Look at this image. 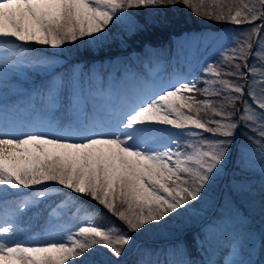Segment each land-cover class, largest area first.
<instances>
[{"label": "snow or ice", "instance_id": "snow-or-ice-1", "mask_svg": "<svg viewBox=\"0 0 264 264\" xmlns=\"http://www.w3.org/2000/svg\"><path fill=\"white\" fill-rule=\"evenodd\" d=\"M179 3L198 16H212L211 11L200 10L204 0H200L199 7L193 0H0V48L13 49L18 57L16 64L43 65L47 63L44 58L29 60L25 49H17L8 38L57 49L66 42L103 34L111 23L124 17L127 9H158ZM216 6L220 11L215 19H229L234 24L248 23L253 27L242 34V40L237 36L231 55H224L217 65H208L204 72L215 78L221 74L235 77L244 83L205 80L206 86L198 89L195 78L192 82L178 78L150 87L137 85L111 95L106 103L93 102L89 112L77 80L66 112L58 114L61 82L53 79L40 93L39 104L32 105L30 119L22 123L0 121V198L6 200L10 195H22V189L31 190L33 186L49 182L79 194L70 201L61 200L51 213L59 219L70 212L72 227L58 232L54 229L37 246H25L14 239V213L9 214L0 222V264H69L70 261L71 264H89L87 256L96 246L110 254L101 264H122L126 246L133 239L129 233L162 221L200 198L202 190L230 154L237 128L244 126L256 133L246 136L249 143L245 150L264 162V38H261L264 0L242 2L234 14L229 8L227 15L223 6ZM257 20L262 23L256 25ZM250 56H255L260 67L247 63ZM233 61H243L246 70L242 71L241 63ZM212 83H218L221 88L210 91ZM196 92L205 96L227 92L223 98L235 111H225L223 105L212 108L213 114L222 120L207 122L186 115L185 108L199 112L201 105L212 107L208 99L196 100ZM95 95L99 98L104 94L98 90ZM245 95L251 98L252 104L244 99ZM237 101L242 108H236ZM234 115L237 119L232 121ZM207 123L216 126L209 128ZM162 125L175 129L190 125L223 138L213 142L201 140L198 145L187 144L186 148L192 151H181L175 139L170 138L169 143L160 141L163 130L159 126ZM187 135L199 134L189 131ZM32 195L47 198L43 189ZM85 196L123 221L125 227H101L97 223L99 210L80 202ZM27 207L28 202H21L15 211L23 212ZM261 250L264 251V237ZM254 253V247L245 250L233 244L228 256L246 254L251 257ZM138 264L148 262L141 260ZM223 264L236 262L226 259ZM239 264L256 262L249 259Z\"/></svg>", "mask_w": 264, "mask_h": 264}, {"label": "rangeland", "instance_id": "rangeland-1", "mask_svg": "<svg viewBox=\"0 0 264 264\" xmlns=\"http://www.w3.org/2000/svg\"><path fill=\"white\" fill-rule=\"evenodd\" d=\"M243 3H251V0H226V2H222L220 0H204V6L200 7V10L203 12H212V16L208 15H196L191 8L186 7L182 3L176 4L174 6H169L166 8H152V7H141V8H132L127 9L124 17L119 20V23H123L126 27L125 32H121L119 28H124V25H116L111 23L107 29L104 31L103 34H95L94 36H86L83 38L78 39L74 42H66L63 46H61L59 50L60 52L64 51L65 54L68 56L79 55L82 53V57H97L101 54L99 51L104 50L105 53H111L117 50V45H125L130 40L129 38H142V37H155L159 35H163L168 33L171 30H178L183 28V26H199V24L210 25L205 30H210V32L204 33V35H196L191 38H186L182 41L180 37L177 41L174 40L173 44H177L176 48L177 51L173 54L170 58V67L173 68V71H177L181 68V62L177 59L179 55L183 53V50L186 48H191V52L193 53L191 56H197V61L203 64L202 72L207 67V63L212 57L219 58L224 55V51L226 50L225 47L229 46H236L237 44V36L240 39H243V33L248 32L251 27L247 28L241 27L239 29H234L233 27H228L223 29L221 32H218V29H213L215 32L212 31L211 26H215L217 24H221L224 22H231L229 19L224 20H217L215 19V15L220 11V9L216 5L223 6V10L225 15H227L228 9L231 8L233 14L237 10L238 6H241ZM193 4L197 7L200 6V0H193ZM130 15L132 19L135 18H142V23L133 25L131 22L129 24L128 20ZM194 24V25H191ZM234 24V23H233ZM253 27V26H252ZM261 38H264L261 37ZM82 44L83 46H80ZM180 44V45H179ZM183 44V46H182ZM39 45V44H37ZM41 47H46L47 50L52 51L53 48L50 46L39 45ZM78 47V48H77ZM81 48V49H80ZM63 53V52H62ZM215 53V55H213ZM196 54V55H195ZM213 55V56H212ZM253 63L257 64V67H260V64L256 61L255 56L250 57L249 65ZM44 66H39L38 68H42ZM166 72H170L171 70H167L163 68ZM23 76L24 80H28L29 76ZM205 75H207L205 73ZM196 76V75H195ZM193 81V78L192 80ZM250 82V81H249ZM257 94L259 95V89H257ZM249 104H252V100L247 101ZM255 107V105H253ZM185 113V112H184ZM233 121V120H232ZM161 127H168L171 128L168 131H162L160 133V140L164 138V143H169V139H175L179 145L181 151H192V149L186 148L187 144L198 145L199 142L203 139L197 136H189L187 133L191 130V127L187 126L182 131H178L171 126H159ZM243 138L245 140L246 136H250L249 129L244 127ZM239 138H242L241 132L238 135ZM219 138H209L207 142H213ZM233 139V144L231 145L230 152H233V147L235 144V139ZM206 141V140H204ZM249 143L247 140L245 143H242V139H240L239 146L234 154V161L232 164V168L227 178V182L224 185L219 184L218 177L223 178L225 175V171L229 167L230 163L227 162L228 157L223 162V164L219 167V169L213 174L211 181L205 186V188L201 192L200 198L197 201H191L189 205H186L184 209L178 210L176 213H170L167 217H165L162 221L154 222L149 225H146L144 229L140 230L139 232L129 233L133 237L134 236L142 241H159L160 239L171 238L172 235L187 230L190 226L197 225L198 222L202 221L204 217H206L210 212H212L215 208V204L218 200L220 195V190H223V196L220 199L221 205H223V210L221 213L225 212L226 216L221 217L223 220L221 222L225 223L226 232L230 233L234 230L238 231L237 228H244V224L240 225V219L237 216H233L228 218L227 212L231 209L232 198L234 197L235 193H238V203L248 209L250 214L257 218V221L253 223L252 229L248 228V232L253 231V235L262 241V237H264V196H261L264 193V188L259 186L257 188H253L250 184L251 181H247L246 179L250 176V174L257 173V175L262 176L260 173L264 174L262 171V165L260 159L253 158L251 154H248L245 150V145ZM173 148L176 147V144L172 145ZM204 150H207L206 146ZM229 156V155H228ZM221 182V181H220ZM50 184H55L54 182H49ZM246 184V185H245ZM58 185V184H55ZM34 187V186H33ZM63 190L71 191L68 189L62 188V186L58 185ZM58 189V188H57ZM55 190V188H53ZM22 191V190H21ZM86 197V196H85ZM90 198V197H89ZM44 202L48 201V197L46 199H42ZM90 201L91 198H90ZM95 202V201H94ZM98 204L97 202H95ZM99 205V204H98ZM101 206V205H99ZM102 207V206H101ZM103 208V207H102ZM104 209V208H103ZM106 213L110 215V217L120 223L123 228L125 227L124 222L120 221L116 216L109 213L106 209H104ZM109 222L107 223V227L109 226ZM121 228V229H123ZM58 231L60 228L57 229ZM214 237V234L211 235ZM256 238H253L255 240ZM136 240L135 242H131L130 245L126 246V250L123 256L130 254L132 249H134V245L139 242ZM141 242V241H140ZM247 244L252 242L251 238L245 239ZM100 246H96L95 251L88 254L87 259L90 260L89 264H99L102 261L106 260L110 254L106 252L105 249H100ZM106 252V254L100 255L99 259H94L97 257V253ZM259 254L261 257L264 256L263 251H260ZM241 258V255L236 256ZM83 259V258H81ZM94 259V260H93ZM231 260L239 264L240 260H234V257H231ZM252 260V259H251ZM255 261V260H253ZM256 264H262L259 261H255ZM71 264V261L69 262Z\"/></svg>", "mask_w": 264, "mask_h": 264}, {"label": "trees", "instance_id": "trees-1", "mask_svg": "<svg viewBox=\"0 0 264 264\" xmlns=\"http://www.w3.org/2000/svg\"><path fill=\"white\" fill-rule=\"evenodd\" d=\"M236 62H238V63H240L241 61H236ZM226 68V67H225ZM234 79H236L235 77H234ZM234 82H236V83H241V80H238V79H236ZM203 89V88H202ZM233 95H238V94H236V93H233ZM210 96H205V95H203V94H201L200 93V95H199V98L200 99H207V98H209ZM215 98H220V95H215ZM236 105H237V102H236ZM256 134V133H255Z\"/></svg>", "mask_w": 264, "mask_h": 264}]
</instances>
